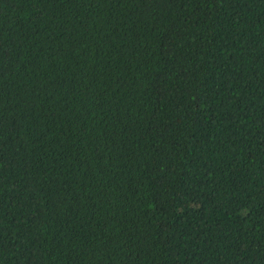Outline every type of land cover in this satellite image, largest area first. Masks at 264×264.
<instances>
[{"label": "trees", "instance_id": "1", "mask_svg": "<svg viewBox=\"0 0 264 264\" xmlns=\"http://www.w3.org/2000/svg\"><path fill=\"white\" fill-rule=\"evenodd\" d=\"M0 264H264V0H0Z\"/></svg>", "mask_w": 264, "mask_h": 264}]
</instances>
